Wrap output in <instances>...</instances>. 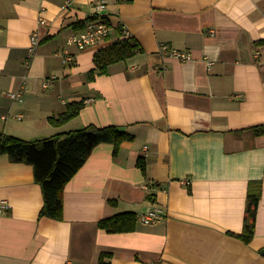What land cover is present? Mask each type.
<instances>
[{
    "label": "crops",
    "instance_id": "1",
    "mask_svg": "<svg viewBox=\"0 0 264 264\" xmlns=\"http://www.w3.org/2000/svg\"><path fill=\"white\" fill-rule=\"evenodd\" d=\"M61 3L0 0V132L31 141L115 126L132 140L114 157L112 145L94 147L64 186L61 221L39 217L32 166L1 154L0 264H97L101 253L111 264H264V134L250 130L264 125V0H113L101 12L93 0L65 12ZM96 17L106 39L67 48L73 25ZM122 38L140 49L88 80L94 53ZM162 45L190 58L166 56ZM65 49L74 63L62 64ZM22 82V100L9 98ZM72 102L83 103L76 117L48 123ZM251 183L260 197L245 244L236 235ZM154 207L161 218L142 224ZM123 212L136 214L134 232L97 228Z\"/></svg>",
    "mask_w": 264,
    "mask_h": 264
},
{
    "label": "trees",
    "instance_id": "2",
    "mask_svg": "<svg viewBox=\"0 0 264 264\" xmlns=\"http://www.w3.org/2000/svg\"><path fill=\"white\" fill-rule=\"evenodd\" d=\"M91 18L90 20H93ZM83 27V21L73 25L74 30ZM140 49L132 38H122L99 48L92 57L93 68L88 72V80L97 75H107L113 64L126 61ZM83 108L82 102H72L57 117H49L48 123L59 127L76 117ZM255 135L264 134V125L250 129ZM132 136L115 126L95 127L92 125L53 136L24 140L0 132V155L6 154L11 162L29 164L33 168L34 181L40 187L43 204L39 217L61 221L63 219V189L65 184L82 167L91 151L99 144L112 145V156H116L120 145L131 141ZM137 167L145 175L146 165L138 160ZM249 184L242 233L236 235L248 244L254 235L256 210L260 197V185L251 189ZM137 216L133 212H123L97 222V228L107 234H125L136 230ZM111 255L101 253L97 264H111Z\"/></svg>",
    "mask_w": 264,
    "mask_h": 264
},
{
    "label": "built area",
    "instance_id": "3",
    "mask_svg": "<svg viewBox=\"0 0 264 264\" xmlns=\"http://www.w3.org/2000/svg\"><path fill=\"white\" fill-rule=\"evenodd\" d=\"M75 0H62L60 11H68ZM95 2V7L98 12H101L106 9L108 2L113 0H93ZM40 12H43V9L40 10ZM45 19L43 17H38V24L45 25ZM109 26H107L105 20L100 17H96L94 20H89L85 23V25L79 30L74 31L70 34V36L66 40V47L67 48H74L76 51H81L89 46H95L101 42H103L109 33ZM214 33V32H211ZM39 44L38 34L36 31H33L29 36V47L28 52L31 54L36 47ZM159 51L169 57L176 58L180 61H185L190 58V54L187 51H180L175 49H170L165 45L160 46ZM62 64L68 65L74 63V55L68 51L63 50L62 52ZM208 65H211L208 63ZM48 82L45 81L42 86L47 87ZM21 89L17 92H10L7 94V96L11 99H18L22 100L25 83L22 82V85L20 87ZM144 189H147V186H144ZM3 208H6V206H3ZM163 214V210L154 207L150 210H148L146 213L140 215L138 217V220L144 224L149 225L158 219L161 218Z\"/></svg>",
    "mask_w": 264,
    "mask_h": 264
},
{
    "label": "water",
    "instance_id": "4",
    "mask_svg": "<svg viewBox=\"0 0 264 264\" xmlns=\"http://www.w3.org/2000/svg\"><path fill=\"white\" fill-rule=\"evenodd\" d=\"M261 254L264 256V249L261 251Z\"/></svg>",
    "mask_w": 264,
    "mask_h": 264
}]
</instances>
